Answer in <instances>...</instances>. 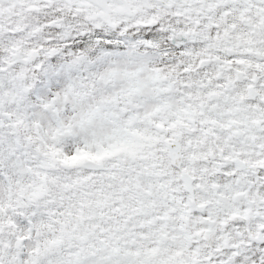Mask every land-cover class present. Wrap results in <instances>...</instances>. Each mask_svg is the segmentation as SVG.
Segmentation results:
<instances>
[{"label": "snow or ice", "instance_id": "6c2138e0", "mask_svg": "<svg viewBox=\"0 0 264 264\" xmlns=\"http://www.w3.org/2000/svg\"><path fill=\"white\" fill-rule=\"evenodd\" d=\"M0 264H264V0H0Z\"/></svg>", "mask_w": 264, "mask_h": 264}]
</instances>
